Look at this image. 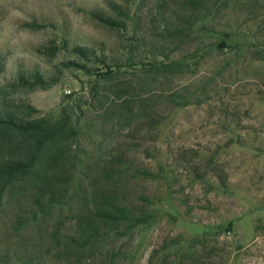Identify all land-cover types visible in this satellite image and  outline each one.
Segmentation results:
<instances>
[{
  "label": "rangeland",
  "instance_id": "1",
  "mask_svg": "<svg viewBox=\"0 0 264 264\" xmlns=\"http://www.w3.org/2000/svg\"><path fill=\"white\" fill-rule=\"evenodd\" d=\"M200 1L0 0V111L77 131L42 161L49 214L35 181L2 195L0 264H92L50 234L105 195L153 215L102 239L105 264H264V0Z\"/></svg>",
  "mask_w": 264,
  "mask_h": 264
},
{
  "label": "trees",
  "instance_id": "2",
  "mask_svg": "<svg viewBox=\"0 0 264 264\" xmlns=\"http://www.w3.org/2000/svg\"><path fill=\"white\" fill-rule=\"evenodd\" d=\"M188 3L195 10L205 9V5L200 0H188ZM74 52L83 56L87 50L77 47ZM35 78L33 76V79ZM17 79L18 85H29L25 76L20 75ZM20 108L22 112L0 111V201L4 192L18 180L35 181L38 183L40 195L35 197L34 201L38 205V213L44 216L49 214L59 199L55 200L54 194L57 190L53 188L51 182L46 181L45 174H42L44 172L40 169L42 161L46 159L51 146L63 144L77 135L76 124H72L71 118L65 114L59 115L56 119L36 116L34 114L38 110L31 104H23ZM59 161L60 158H56L54 166H57ZM45 195L49 198L47 202H42L40 196ZM152 219V214L134 212L113 195L97 196L91 207L77 214L71 235L60 236L59 230L56 229L50 234V238L61 246L57 253L58 257L78 258L81 254V259H88L92 264H95V259H98L96 264H105V260L98 252L104 237L110 233L121 235L134 233L136 229L151 223ZM212 229L204 230L201 238H198V243L203 244L207 241L213 233ZM216 229L219 233L222 231V226ZM61 238L64 241L60 240ZM193 243L194 241L189 242L188 250L194 249L198 244ZM18 259L23 262L21 258ZM25 262L32 263L28 255Z\"/></svg>",
  "mask_w": 264,
  "mask_h": 264
}]
</instances>
